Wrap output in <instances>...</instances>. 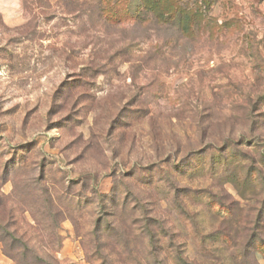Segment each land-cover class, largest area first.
<instances>
[{"label": "rangeland", "instance_id": "obj_1", "mask_svg": "<svg viewBox=\"0 0 264 264\" xmlns=\"http://www.w3.org/2000/svg\"><path fill=\"white\" fill-rule=\"evenodd\" d=\"M139 3L0 0V264H264V0Z\"/></svg>", "mask_w": 264, "mask_h": 264}, {"label": "trees", "instance_id": "obj_2", "mask_svg": "<svg viewBox=\"0 0 264 264\" xmlns=\"http://www.w3.org/2000/svg\"><path fill=\"white\" fill-rule=\"evenodd\" d=\"M113 1L114 3L112 4V6L110 5V2ZM120 2L121 0H101V2H107L108 5H110V9L114 10V13L116 16H118L117 10L116 8L113 7V5H115L116 2ZM124 2H126V0H123ZM135 3V2H134ZM170 4V0H140V3L136 6V11H135V15L134 18L135 19H142L144 16H142V11H146L149 10L153 13V16L155 18H162L164 16H168L169 7ZM145 13V12H144ZM118 20V19H117ZM236 151L233 150L234 152L238 153L241 155V153H245V150H242V148L236 146L235 147ZM247 155V156H246ZM246 157L248 159H251L252 156L248 153V151L246 152ZM143 214L145 216V224H144V228L146 231V235L148 237V244L149 247L151 248V252H152V256L154 258V260L157 262V264H163L161 257H159L158 255V249L156 246H154V239L156 236V227H160V229H162L163 231H165L167 229V227L158 219L155 218V216H151L147 210H143ZM155 222V223H154ZM107 226H109L110 228L120 232L119 234V238L120 241L127 246L128 245V239L126 236V231L125 228L122 226V224H120L121 227H117V225L112 224L111 223H107ZM97 228V224L94 226V229L96 230ZM0 229L4 232V235L9 236V238L11 240L15 241V237H13V232L10 230V226H9V221L2 223L0 222ZM167 232H170L169 229H167ZM18 240V239H17ZM10 241V240H9ZM100 248H98L99 250ZM101 257H103L106 261H108V264H112V262L110 261V258H108L109 256H107V254H102ZM52 260V259H50ZM48 261L45 262L47 264H56L55 261Z\"/></svg>", "mask_w": 264, "mask_h": 264}]
</instances>
